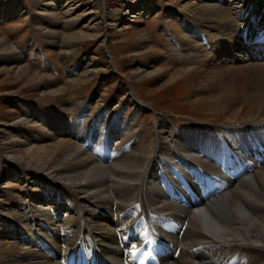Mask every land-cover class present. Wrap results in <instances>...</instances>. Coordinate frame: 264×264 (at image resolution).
Instances as JSON below:
<instances>
[{"label": "bare ground", "instance_id": "1", "mask_svg": "<svg viewBox=\"0 0 264 264\" xmlns=\"http://www.w3.org/2000/svg\"><path fill=\"white\" fill-rule=\"evenodd\" d=\"M44 1H37L35 25L58 49L68 81L90 82L102 62H87L73 33V12L84 0L76 8L72 0ZM139 6L130 17L142 15L147 1ZM22 14L20 6L0 7V22ZM182 14L179 82L201 88L216 70L220 47L224 56L253 57L264 47V0H198ZM146 39L134 44L136 54ZM24 49L0 38V65L34 84L36 95L48 92L57 101L29 106L12 125H0V164L12 167L25 188L15 194L0 184V264H264L263 66L253 92L226 102L231 122L243 124L178 129L167 121L147 126L95 94L70 101L71 84L37 72ZM160 61L143 64L141 73L151 65L150 75L158 76ZM132 94L126 103L142 111Z\"/></svg>", "mask_w": 264, "mask_h": 264}, {"label": "rangeland", "instance_id": "2", "mask_svg": "<svg viewBox=\"0 0 264 264\" xmlns=\"http://www.w3.org/2000/svg\"><path fill=\"white\" fill-rule=\"evenodd\" d=\"M37 1L0 0V7H13L15 10L20 6L26 12L0 22V38H8L18 46L25 47V59L37 72L51 75L61 86H70L62 69L58 49L51 45L47 34L39 32L35 25ZM72 1L76 8L77 0ZM97 1L103 4L102 9H96L94 0H84L75 9L73 17L78 22L73 33L81 41L83 58L87 62L101 61L102 64L90 82L81 86L71 84L73 91L68 95L69 100L72 99L70 101H87L95 94L96 99L105 103L112 102V106L123 105L126 113L134 114L136 119L147 126H155L160 121H167L178 129L191 126L237 127L243 124L231 122L233 116L226 102L230 96H245L258 87L257 70L259 66L264 67V47L254 50V57L249 51H235L224 56V47L216 49L214 53L219 54L220 58L216 61V70H211L201 88H194L190 79L178 81L179 74H184L180 46L184 43L181 41L185 39V33L181 32L182 27L177 18L180 19L183 11L198 0H144L148 8L139 17L130 16L142 11L139 5L143 0ZM142 35L147 38L146 47L140 54H136L133 46ZM205 38L211 41L209 38L217 37L206 35ZM153 58L161 60L158 63V67L162 68L160 74L151 76V65L146 72L141 73L142 65ZM4 68V64L0 65V125H12L22 109L29 106L51 107L56 103L57 97L49 96L47 91L36 95L34 84L15 80L10 71ZM131 90L135 100L142 106V111H136L132 104L126 103ZM90 111L95 115L99 112L95 103L91 104ZM259 138L263 139L261 136ZM246 142L250 148L254 147L249 136ZM97 147L93 151L98 152ZM181 165L186 172L190 168L186 162H181ZM1 173L7 175V178L0 181L4 190L15 194L25 190L21 181L12 177V167L4 169L0 164ZM159 185L168 184L162 181ZM162 232L165 234L164 230Z\"/></svg>", "mask_w": 264, "mask_h": 264}]
</instances>
